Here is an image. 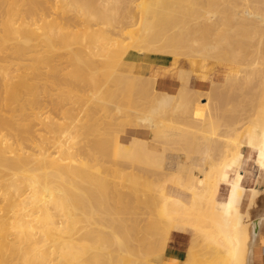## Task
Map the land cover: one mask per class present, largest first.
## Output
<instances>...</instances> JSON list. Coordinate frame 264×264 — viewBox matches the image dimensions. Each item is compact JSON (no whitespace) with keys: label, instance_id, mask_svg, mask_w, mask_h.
Segmentation results:
<instances>
[{"label":"bare ground","instance_id":"6f19581e","mask_svg":"<svg viewBox=\"0 0 264 264\" xmlns=\"http://www.w3.org/2000/svg\"><path fill=\"white\" fill-rule=\"evenodd\" d=\"M124 1L119 3L129 2ZM110 2L112 5L108 0H0V7L6 5L0 12V179L5 183L0 189L6 200L0 206V264H150V257L155 256L151 251L155 240L151 233L142 231L140 236L139 229H135L137 218L144 212L135 211L134 193H138L135 194L137 199L143 197L146 209L154 207L156 218L151 220L152 233L163 246L171 225L178 226L180 221L200 214L203 220L212 222L203 233L213 244L222 247V264L230 261L243 264V239L249 233L239 227L238 202L226 199L223 212L217 213L213 211V200L225 165L245 147L251 154L256 151L262 155L264 168V0H142L139 6L134 4L140 9L135 10V1H132L130 9L124 7L126 12L121 14L123 4L117 12L114 1ZM96 25L100 27L95 28ZM110 33L120 34L123 38L118 39L123 40H112ZM127 38L129 42H125ZM130 48L201 59L202 64L211 59L222 66L224 75L214 84L211 81V89L203 92L211 96L208 103L195 104L190 120L185 116L172 119L168 116L171 111H167L174 110L175 99L189 93L186 88L180 86L178 95L155 90L158 96L149 111L152 116L139 118L138 122L155 129L156 144L146 146L139 141L133 148L123 151L113 146L115 139L105 138L104 128L98 130L101 129L98 126L105 123L91 125L89 118L84 120L87 112L97 109V104L104 101L99 100L96 107L88 105L92 107L91 111L77 110L75 105L76 108L71 106L72 110H69L66 105L72 104L74 92L91 89L98 94L103 91L98 97L103 99L110 93L109 87L102 89L103 85L124 84L127 88H140L141 84L145 85L142 78L150 82L146 75L133 73L128 68L129 73L128 70L125 73L116 70L115 66ZM103 53L107 59L104 66L95 61L91 63L96 56L102 58L99 55ZM30 59L40 61L41 66L36 68L38 62H33L34 66L25 62ZM56 59L72 66L70 74L66 72L70 82L59 75L65 68L56 67ZM12 65L17 68L9 67ZM40 67H50L53 72L44 68L47 73L43 74ZM41 74L44 77L40 79H47L48 90H45L48 93L65 86L62 83L70 84L71 87L68 85L64 90L73 92L72 96L64 91L72 96L69 99L63 97V89L62 92L58 89L63 98L56 103L61 107L58 111L60 109L70 122H47L45 117L40 120L42 123L43 119L42 133L49 134L50 139H45L48 136L42 133L34 134L32 125L27 124L30 115L25 114V102L31 104L25 96L30 94L29 90L36 91L38 81L35 80ZM189 78L185 80L189 81ZM31 81L35 82L34 89H31L34 83ZM89 94L94 93L90 91ZM186 101L195 102L190 98ZM52 103L54 100L48 104ZM216 106L231 112L230 119L236 124L246 125L241 132L220 133L222 123L215 117ZM64 107L67 110H63ZM94 111L92 114L98 115ZM241 112L244 117L239 118L237 113ZM37 116L40 119L41 115ZM105 117L101 116L104 120ZM24 119H27L26 123ZM85 121L91 124L86 125ZM75 125H80L77 127L80 134L83 130L91 134L101 131V137L96 134L99 138L93 136L84 140L88 147L82 153L73 151L83 144L81 140L80 144L72 143L70 131L75 130ZM81 125L83 130L79 129ZM172 125L202 126L175 131ZM32 137L40 141L44 138L51 145L41 144L44 148L41 146L40 153H34L32 146L25 142L28 139L32 142ZM198 142L206 144L207 165L193 163L195 157L201 161L203 155L197 147ZM166 150L185 153L184 167L177 178L179 184L193 194L192 206L186 209H182L185 203L181 199L166 193L165 185L149 178L165 174ZM121 159H130L128 162L135 165L129 164L126 167L131 170L114 174H120L121 179L119 176L116 181L119 179L120 182L115 184L110 181L114 185L111 187L102 172L107 170L105 164L118 165ZM101 161H108L103 162L105 167ZM136 169L147 177L138 175ZM244 172L236 182L230 183L229 188L242 187ZM110 178L108 180L113 179ZM106 182L111 193L106 191ZM146 185L160 189L156 199Z\"/></svg>","mask_w":264,"mask_h":264},{"label":"rangeland","instance_id":"374dc122","mask_svg":"<svg viewBox=\"0 0 264 264\" xmlns=\"http://www.w3.org/2000/svg\"><path fill=\"white\" fill-rule=\"evenodd\" d=\"M108 1H109V4L112 5V3L110 2V0H108ZM112 1H114V3L116 4V7L117 8L115 7V4L114 3H113V6L116 8L115 11H117V12H118V10H120V7H122V4H123V8H121L122 9L121 10L122 12L119 11L120 14L121 13H125L126 10L130 9V6H131L130 3H132V1L133 2L135 1L133 3V7H136L135 10L140 9V7H137V6H139L140 2H142V0H132V1L129 0V2L127 0H125V1L122 0L124 2L127 1V3H128V5L125 6L127 3L126 4L119 3V2H121V0H112ZM134 4H136L137 6H134ZM128 6H129V8H127L125 10L124 7L126 8ZM3 8H6V5H2L0 7V12H2ZM96 26H94V27L95 28H99L100 27L98 25H96ZM110 34H109V36H110ZM111 35H112V40L113 39L114 40L116 39V40H119V41L123 40L122 39L123 37L120 34H118V36H117V35H115V33H112ZM119 37H122V38H120L121 40L118 39ZM110 38H111V36H110ZM129 41H130V39L127 38L125 42H129ZM111 43H113V41H111ZM74 47L76 48L75 45H74ZM139 53H155V54H158V55H164V56H170V57L172 56L170 54H166V53H162V52H149V51L146 52V51H139V50H136L134 48H130L127 51V53L125 54V56H123V58L121 59V61L119 62V64H117L115 66L116 67V70L125 73V71L128 70V69H126L127 68L126 63L128 62V60L131 59L132 57H134V55H136V54L138 55ZM99 57H102L104 59L97 58V56H96V59H93V60H91L92 62L91 61L90 62L91 63H94V61H95V63H97V64L99 63L100 66H102L101 64H103V66H104L105 65V62H107V59L105 58V54L103 53V55H101V56L99 55ZM174 57H176V56H174ZM182 57H184V56H182ZM33 60L34 59H30V60L25 61V62H28V63L32 64V66H34V63L36 64L38 61L35 60L36 61L35 62ZM56 62L59 63V60L56 59L55 62H54V65H56V67H57V65L58 66L60 65V66H62V67L59 66L60 68H62V69L65 68L62 71L65 75H62L63 74L62 72H61V74H59V75H61V78L66 79V80H64L66 82H70V79H69L70 75H68L67 73H69V71L72 68V66L71 65H68L66 62H62V63H59V64H56ZM2 63H4V62H2ZM38 65L41 66V62L40 61L38 62V64H36L35 67L37 68ZM9 67H13V68L15 67V68H17L15 65L14 66L12 65V66H9ZM44 68H48L47 69L48 71L47 70H44ZM46 71L47 72H49V71L53 72V69L50 70V67H43V69L41 68V71L40 72H42L43 74H45L44 72H46ZM11 72H13V70H11ZM128 73H129V70H128ZM43 74H41V76H39V77L36 78V79H38V80H35L36 83L38 81V84L37 85H35V82L34 81H31L32 83L34 82L32 84V86H31V89L32 88L34 89V85H35V88H37L36 91L29 90L30 94L28 93L25 96V97H27L28 102H31V104L25 102L26 109H27V110L25 109V114L26 115H28V114L30 115V116H28L29 118H27V119H30V120H28L29 122H27L26 121L27 119L26 120L24 119L23 122L24 123L27 122V124L29 123L30 125H32L33 132L36 135H38L39 133H42L43 132V124L42 123H43V119H45V118H47L46 119L47 122H49L50 120H54V121L56 120V122H70V119L68 121V118L67 117L66 118L63 117L65 114L60 109H59V111H61L63 114L58 111V108L60 107V104L57 105L58 104L57 102H59V100L61 101V97H62V96L61 97L59 96L60 94H59L58 89L61 92H62L61 89H63V92L65 91L66 93H69V92H67V90H64V89L65 88L67 89L68 87L70 88L71 85L70 84H64V83H62L65 86L58 87V88H56L53 91L51 90L52 92L49 91L50 93H48V91H47L48 90V84H47L48 82H47V79L46 78L45 79L44 78L43 79H40V78L44 77ZM132 75H134V74H132ZM45 77H48V76L45 75ZM136 79L139 80L138 78H136ZM141 80L145 81V85L144 84H141L139 86L140 88H136V87H131V88L128 87L127 88L126 85H124V84H114V85H111V86L103 85V87L104 86L105 87L104 88L102 87V89H106L107 87L110 88V93L107 94V95H105V96H108L109 95L108 96L109 99H108V97L107 98L104 97L103 99L98 98V97H100L99 95H101L103 91H100L97 94L94 90H91V89H88L89 91H86V92H82V91L80 93L79 92H77V93L74 92L75 95H77V96H75V95L73 96V92L72 93H69V94H71L73 96V100H72L73 101L72 102L73 105L72 104H67L66 107L68 106L67 108H69V107L72 106L74 108L75 106L76 107L78 106L80 109L77 107V110H82L83 109V111H88V110H90V108H92V107H90L91 105L92 106L95 105V107H96V104L99 102V100H100V102L101 101H104L103 104H102V102L97 104V107H98L97 109L94 107L95 109H91L92 112H89V113L87 112L84 115V118H85L84 120H86V119L89 118V120H91V123H93V124H91V123H89V121L86 122L87 121L86 120L85 121V124L86 125H89V124H91V125H96V124L100 125L99 122L105 123L104 125L102 123L103 126H101V125L98 126V128L99 127L101 128V129H98V130H101L102 131V129L104 128L105 138L113 139V140L115 139L113 141V146L114 147H117V148H120V150H123V151L133 148L139 141H142L146 146H151V145L154 146L156 144L155 141H157V138L153 134L155 129H153V128L151 129L149 126H147L145 124L144 125H141L142 122L139 123L140 122L139 121V118H143V117H146V116H149V115L152 116L149 111L151 109H153L154 100L157 98L158 93H156V91H155L156 90V86L152 82L151 79H149L150 82H147L148 80H145L143 78ZM44 82H45V84H47L46 87H45ZM146 82H147V84H146ZM40 85L43 86L44 88L41 89L42 87ZM39 86H40V88H38ZM57 86H59V85H57ZM62 87H64V88H62ZM143 87H145L148 90H145V88H144V90H141V88L143 89ZM46 88H47V90H45ZM38 89H39V91H37ZM40 89H41V91H40ZM90 91H91V94H92V92L94 93V94L91 95L93 97V99L95 98L94 100L91 99V96L89 94ZM65 92H64L65 95L63 97L65 98L67 96V98L71 99L72 96L69 95V94H66ZM203 92H205V91H202V92L197 91L198 95H191L190 92L188 94H182V96L180 98L174 100V102H173L174 103L173 105L175 106L174 110L173 109H169V110H167L168 113L170 111L171 112L168 114V113H166L167 112L166 111L165 114H168V116H170V118H172V119H175V118L182 119V117L185 116V117H187L190 120L191 116H193L191 110H193V106L195 104H200L202 106V105L208 103V98H209L210 95H209V93H203ZM54 93L57 94L56 97H55V94ZM33 94H35V97L36 98L34 97ZM36 94H39V96L38 95L36 96ZM28 95L30 97H32V96L33 97L30 98V99H28L29 98ZM96 95H97V98H96ZM84 98L86 99V102H85V99ZM87 98H88V100H87ZM186 98H190L191 100H194L195 102H188V101L184 102L186 100ZM50 99L52 101L54 100V103L55 104L57 103L56 104L57 106H55L54 103L51 104V105H53V107H57V108L54 109L50 104H48L49 102L50 103L52 102V101H50ZM106 100H108V101H106ZM114 100H115V102H114ZM126 100H128V101L130 100L131 103L127 102ZM149 100H150V102H149ZM87 102H89L90 104H87ZM38 103L40 104V106H39ZM101 104H102V106L100 107L99 105H101ZM46 105L48 106V108H47ZM49 105H50V107H49ZM88 105H90V106L88 107ZM85 108H87V109H85ZM121 108H123V109H121ZM184 108H186V109H184ZM65 109L66 108L64 107L63 110H65ZM216 109H217V111L215 112V117H216L217 120H220L221 123H222V125H220V133H222V134H224V133H229V134L238 133V132H241V129L246 126V125H244V126L243 125H238V123L236 124L235 122H233L230 119L231 112H229L226 108H223V107H219L218 108L216 106ZM69 110H72V109L69 108ZM94 110H96V111H94ZM114 110H115V112H114ZM124 110H127V111H124ZM93 111L94 112H98V113H96L98 115L92 114ZM83 113H85V112H83ZM87 114H88V116L91 115L92 117L91 116L90 117L86 116ZM170 114L173 115V116L171 117ZM237 114L239 115V118L244 117V115H243L244 112L237 113ZM37 115H39V117L41 115L40 119H38V116ZM103 115L106 116L105 117V120L108 122L107 124H106V122H104L105 120L102 119V118H104ZM48 116H49V119H48ZM93 116L94 117L99 116V117L98 118H93ZM101 116H102V118H101ZM41 118H43L42 119V123L40 122ZM59 118H60V120H59ZM92 118H93V120H92ZM63 119L65 121H63ZM101 119H102V121H101ZM133 119H135V120H133ZM32 120H33V122H32ZM95 120H97V121H95ZM94 121L97 122V123H95ZM133 121H134V123H130V122H133ZM136 121H137V123H136ZM38 122H40V123L38 124ZM37 124H38V126H37ZM138 124H140V125H138ZM228 124H230V125H228ZM79 126L80 125H77L76 126V128L74 130L75 132L74 131H70V132H72V143L73 144H75L76 142H78L80 144L81 143L80 140L83 142V144L81 143V147L78 146V149L79 150H75V148H74L73 151H76V152L79 151V153H82V152H85L84 151V150H86L85 147H88L85 144V141L87 140V138H90V137H93V136L95 138H96V136H97V138H99V137H101V131H98V132L97 131H94L93 134L88 133L87 131L85 133V131L83 130L84 128L81 125V127L79 128V129L83 130V131L80 130L81 131V134H83L82 132H84V134H87L88 133L87 136L85 135V137H86L85 138L84 137V134L81 136L80 132L78 131V128L77 127H79ZM200 126H202V125H172V127H174L173 129L175 131L182 130V129L183 130L184 129H189V128H190V130H191V128L198 129V127H200ZM74 127H73V129H74ZM96 128H97V126H96ZM96 134H98L99 137ZM42 135H44L45 137H47L49 134H47V133L44 132V133H42ZM75 135H77L78 137H76ZM48 137L45 138V139H50V137L49 138ZM52 137L53 136L51 135V138ZM81 137H83V138H81ZM32 139H33V137H32ZM45 139L43 138L41 140L42 142L40 141V139H37V138H34L33 140H31L32 142L29 141L30 139H28V140L26 139L27 141H25V142H28L30 144V147L32 146L31 147V150H33L34 153H35V151L37 153H40L39 152L40 151V147L42 145L46 146V143L48 144V142H49V141H46ZM37 141H40V143L37 142ZM110 144H111V142L108 143V146ZM48 145L50 146L51 144L49 143ZM83 145H85V146L83 147ZM30 147H28L27 150H29ZM46 147H48V146H46ZM197 147H199L201 149V151L203 152V155H202L201 161L198 160L197 157H195L193 163H195V164H199L200 163L201 165H207V163H208V156L206 155L207 153L205 152L207 150L206 144L203 143V142H201V143L198 142ZM76 149H77V147H76ZM241 151H244V154H245V157H244V160H243L241 169L247 172V175H246V177L243 180V186L245 187V189L247 188L246 185L248 187H258V186L264 187V170L262 169V167H263V165H262V155L259 152H256V151H254L251 154L250 153V150H248V148H246V147L244 149H242ZM30 153H33V152H30ZM182 153H180L177 150H173V151L172 150L171 151L166 150V155L164 157V164L166 165V167L163 170L165 174H163V175H161L159 177L158 176H155L154 177L153 175H151L149 178H150V180H153L154 183H157V184L159 183V184L165 185V191H166V193L169 196H172V197H180V199L182 200V202L185 203L184 205H182L183 206L182 209H184V208L186 209L187 207L190 206L191 199H192L191 195L193 196V194H192V192L190 190H188L187 188L181 186L179 184V179L177 178V176L179 175V172H181L183 170L184 163H185V157L186 156H185V153H183V154ZM179 154H181V156L179 158H177V156ZM250 154H251V158L249 160ZM154 156L155 155H153V158H154ZM240 157H241V155L238 154V153H236L235 154V157L233 158V160L234 161L235 160L237 161ZM129 160H127V159H121L120 160V163L118 165H115L114 163L108 162V161H106L108 163L105 164L106 162L103 161V162H105L104 164H105L106 167L104 166L103 162L101 161L102 164H103V166L105 167V169H107L106 171H103L102 172V175L104 174L103 175L104 179H105V177H107L105 180L108 182V184L111 183L110 181H113L112 182L113 184L117 183L119 179L117 181H116V179L119 178V176H120V179H121V175L120 174H118V176H115L114 174L117 175V173H119L122 170H131L130 167H126V166H128L130 164V162H128ZM130 165H135V164H130ZM104 167H102V170H104ZM260 169L263 171L262 174L257 173ZM115 170L117 171L116 173L115 172H112V171H115ZM137 170L138 169H136L135 171L138 172ZM111 173H113V174H111ZM138 175H140L142 177L143 176H146L147 177V174L142 173L140 171L138 172ZM230 175H234V171H231L230 172ZM108 177L109 178L111 177L113 179L110 178L111 180H108L109 179ZM3 181H4L3 179H0V186H2L3 184H5ZM107 182H106V186L105 187H106V191L108 193V192H110L109 191V188H110L109 186L111 185V187H112L113 184H110L108 186L107 185ZM119 182H120V180H119ZM149 188L150 187L146 185V189L148 190ZM150 189L149 190H150V193H151L152 197L154 196L155 199H156L157 195H159V190L160 189L156 187V190H154L155 189L154 186L153 187L151 186ZM184 189H187L189 192L186 191V190H184ZM229 189H230V191H229V194H228V187H227V185H225L224 182H219V186H218L217 192L215 193V196H216L215 208L216 209L222 210L223 205H224V202H225V199H236L237 201H239V191L240 190L238 188H236V189L229 188ZM2 191H3V189H0V193H1V195H0V206H1V204L3 205L5 203V201H6V200H4V195H3L4 194L3 193L4 191L3 192ZM28 191H27V193H25L24 196H26V194H28ZM156 191H157V193H156ZM125 192L126 193H129V191L127 192L126 190H125ZM190 193H191V195H190ZM254 193H256V191H254ZM135 194L138 195V193H134V195H133L134 196L133 198L135 200L134 203L137 204L135 206L137 209L134 208V210L136 209L135 211L138 212V213L142 210V212H144L143 214L145 215V216L142 215V214L139 215V218H137V220L138 221H141V222H139V224H138V221H136L138 227H136L137 226L136 225L135 226V229L137 228V231L139 229L140 236H141V232L142 231H143L142 233H144V232L145 233H151L150 235L153 236L152 239L155 240V243L153 244V246L151 245V251L153 252V254L155 256H151L150 257V264H160V262H162V259L164 257V254H165L166 250L169 249L171 246H178L180 248H183V249L186 250L187 254L192 249L193 252H194L195 257L197 255V257H199L204 263H207V264H212L213 262L217 261L220 258V254H221V251H222V247H220L219 245L213 244L211 241L205 240L206 238L203 237L201 234H199L196 231V229L194 228V226H193L192 221H195L196 222V219H197V221L199 222V224L201 226L202 225H205L207 223L206 221H209L208 219H204L203 220L201 218L202 216H200V214H199L198 217H192L191 219L189 218L188 220L185 219L182 222V224H183L182 226L183 227L180 228V229H178V228L176 229L175 224L174 225H171L170 226V234L167 237V239L165 240V246H163V244L161 243L162 241L157 238V235L155 233H152V232H154V228L151 226V220L154 221L155 218H156V215L154 214V207H150V208L146 209L147 208L146 207V203L143 202V200H142L143 197H139L137 199V196H135ZM227 194H228V197H227ZM215 196H214V199H215ZM1 197H3V198H1ZM159 203H161V200L159 201ZM142 207H143V209H141ZM149 211H151V212H149ZM144 217H145V219L147 218L148 220L147 219L146 220L143 219ZM250 218H251V215H249V213H247L245 215V217H244V221L247 220V219L249 220ZM142 220H143V222H142ZM145 221H146V223H145ZM147 223H149V224H147ZM147 225H148V227H147ZM141 226H144V227H141ZM150 226H151V228H150ZM179 230H182V231H179ZM139 234H137V235H139ZM159 241H160V243H159Z\"/></svg>","mask_w":264,"mask_h":264},{"label":"crops","instance_id":"0c3cea01","mask_svg":"<svg viewBox=\"0 0 264 264\" xmlns=\"http://www.w3.org/2000/svg\"><path fill=\"white\" fill-rule=\"evenodd\" d=\"M195 60H192V58L188 57H170L155 53H139L138 55L136 54L134 57L129 59L126 63V66L133 73L140 74L144 77L146 75L147 78L151 79L155 84L157 91L165 92L169 95H178V90L186 88V90L189 91L191 95H198L197 91L199 90H210L213 86L211 81L213 84L216 83V81L218 82L220 77L224 75V72L222 70V66L211 59L207 60L205 64H202L201 59ZM144 70L145 73L143 72ZM183 76L185 78H183ZM188 78L189 81H186ZM180 86L183 87L181 88ZM238 154H240L241 157L237 161L232 160L227 163L220 175V182H224V184L227 185L228 194L230 191V183L236 182L238 177L244 172V170L241 169L245 157L244 151H241ZM262 169L264 170L263 167ZM231 171H234V175H230ZM257 173L262 174L263 171L260 169ZM246 175L247 172L245 171L243 180ZM243 180L241 184L242 187L238 188L240 191L239 201H237V206L240 213L239 227L244 228L245 230L247 229L249 233V236L247 235V237L243 239V247L245 248L243 264H264V187H248L246 185L247 188L245 189L243 186ZM184 190L188 191L187 189ZM254 191H256V193H254ZM176 198L180 199V197ZM192 201L193 197L191 199L190 206H192ZM215 203L216 196L213 201V211L222 213L223 208L222 210L216 209ZM247 213L251 215V218L244 221V217ZM182 222L183 221H181L178 226H176V229L183 227ZM206 222L207 223L205 225L201 226L197 219L196 222L192 221L196 231L205 237V240L209 241L204 235L203 229L205 227L210 228L212 226V222ZM170 248L166 250L160 264H207L197 257V255L195 257L192 249L187 254L185 249L178 246H171ZM222 260L223 256L220 254V258L215 262L216 264H219ZM232 262L233 261H230L229 264H235ZM220 264H222V262Z\"/></svg>","mask_w":264,"mask_h":264}]
</instances>
